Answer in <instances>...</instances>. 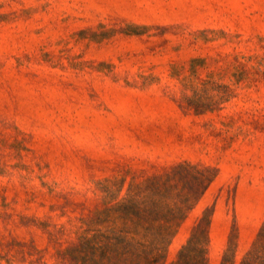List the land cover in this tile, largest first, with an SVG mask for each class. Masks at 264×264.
Returning a JSON list of instances; mask_svg holds the SVG:
<instances>
[{
	"label": "rangeland",
	"instance_id": "obj_1",
	"mask_svg": "<svg viewBox=\"0 0 264 264\" xmlns=\"http://www.w3.org/2000/svg\"><path fill=\"white\" fill-rule=\"evenodd\" d=\"M216 174L208 264L264 221V0H0V264H69L102 188Z\"/></svg>",
	"mask_w": 264,
	"mask_h": 264
},
{
	"label": "trees",
	"instance_id": "obj_2",
	"mask_svg": "<svg viewBox=\"0 0 264 264\" xmlns=\"http://www.w3.org/2000/svg\"><path fill=\"white\" fill-rule=\"evenodd\" d=\"M215 177L209 168L184 163L142 183H131L123 196V182L102 188V209L84 222L77 241L62 253L63 260L69 264H168L167 248L177 228ZM210 225L211 214L206 210L169 264H208ZM237 239L234 229L221 264H264V221L240 259Z\"/></svg>",
	"mask_w": 264,
	"mask_h": 264
}]
</instances>
